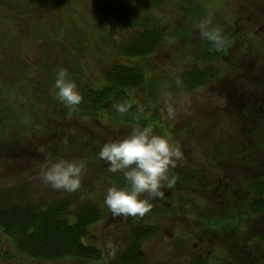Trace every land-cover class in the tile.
<instances>
[{"label": "rangeland", "instance_id": "rangeland-1", "mask_svg": "<svg viewBox=\"0 0 264 264\" xmlns=\"http://www.w3.org/2000/svg\"><path fill=\"white\" fill-rule=\"evenodd\" d=\"M138 2L144 7L137 8ZM18 9L24 13L19 23L12 19ZM131 10L137 11L135 17ZM144 14L149 27H162L165 39L143 60L122 56V47L139 30L131 21ZM201 23L235 41L217 61L204 58ZM112 63L144 68L147 85L134 89V98L152 95L150 116L160 121L154 132L179 145L180 171L207 168L215 139L237 153L250 149L246 171L253 174L251 165L255 177L264 176V0H157L154 5L151 0H0V195L6 205L67 202L72 214L87 205L105 211L86 239L102 250L97 259H34L0 228V264H118L130 230L153 223L158 232L144 241L146 258L139 264L264 263V225L236 226L238 232L221 236L195 226L198 213H207L204 204H226L223 184L231 187L239 181L237 164L228 171L234 157L217 165L218 194L201 188L197 177L196 185L175 182L162 189L163 196L149 197L152 207L142 217L111 214L105 192L123 186L125 178L108 171L98 155L100 145L127 135L136 123L106 119L104 125L86 127L75 112L63 110L53 85L56 72L64 68L78 86L89 80L90 86L100 87ZM193 68L208 71L209 81L187 91L180 85L182 73ZM165 102L174 109L171 118ZM250 103L255 108L243 114ZM60 158L85 163L81 186L74 192L53 189L40 179L42 165ZM203 180L210 186L212 179Z\"/></svg>", "mask_w": 264, "mask_h": 264}, {"label": "trees", "instance_id": "trees-1", "mask_svg": "<svg viewBox=\"0 0 264 264\" xmlns=\"http://www.w3.org/2000/svg\"><path fill=\"white\" fill-rule=\"evenodd\" d=\"M156 1L151 0L153 5L156 4ZM140 6L144 7L143 4L138 2L136 7ZM133 10L130 13H132V17H135L137 11L134 12ZM141 17L133 21L130 20L133 24H139V30L130 40V43L122 47V56L143 60L154 53L165 39V31L161 26L149 27L146 14H144V18ZM152 24L154 25L156 22H152ZM234 43L233 39L225 38L223 47L217 49L210 41L205 39L203 49L205 60H219ZM145 74L144 68L139 64L112 63L105 70V79L100 87L78 86L76 81L82 100L78 105L71 108L64 105L63 110L68 112L70 110L79 116H84L87 113L88 118H92L97 117L98 112L105 109L108 110V113H111L112 120L114 119L116 122L140 123L141 126H151L153 131L160 130V127L155 123L159 121V118L153 116V114L150 116L152 107L149 106L148 101L153 102L150 92L148 97L134 98V89L147 85ZM181 80L180 85H183L185 90L192 91L201 88L209 81L208 71L199 68L189 69L182 73ZM117 103H127L129 105L128 111L124 114L117 113L114 108V104ZM255 104H248V107L243 109L242 113L250 115L252 108H255L253 107ZM1 119L0 117V123ZM212 141H214V144L209 154L210 165L207 168L194 167L184 172L174 168L170 171V175L176 177V184L196 185L193 177L197 176L202 179V183L199 185L201 188L218 194L220 191L217 188L216 179L219 178L217 175L220 173H218L217 165L224 160H229L230 157H234L230 160L228 171L233 170L231 167L234 164H237L240 168L239 181L233 186L230 187L229 182L224 183L220 180L221 184L224 183L227 194L226 204L217 207L204 204L203 212L207 211V213H198L195 226H201L200 229L202 230L209 229L215 234L223 235L233 233V231L238 232L236 226L264 225V176L260 179L255 177L258 176V173L253 170L251 165L249 169L254 175L246 171V167L252 161L249 158L251 157V150H239L237 153L224 140L216 141L213 139ZM94 145L96 144L94 143ZM232 172L231 176L234 175V171ZM202 177L212 179L210 186ZM193 201L196 204V198ZM68 209L69 204L67 202L44 205L35 204L29 200H21V202L13 205H6L5 200L0 195V228L13 239L15 246L20 251L29 254L34 259L54 260L66 257L97 259L100 257L102 250L96 244L87 243L86 239L90 234L91 227L104 218V209L97 205H87L74 212V214L70 213ZM156 210L153 209V211ZM192 214L195 215L194 212ZM135 226L130 230V241L118 264H139L142 262L146 258L145 252L142 250L144 241L158 232V228L154 223ZM258 240L260 241L258 243H262L259 238ZM261 246L264 250V244ZM244 252L246 254V251ZM237 253L241 257L244 256L242 250L237 249ZM202 257L203 260H206L204 256ZM202 259L200 258L198 262L202 263Z\"/></svg>", "mask_w": 264, "mask_h": 264}, {"label": "clouds", "instance_id": "clouds-1", "mask_svg": "<svg viewBox=\"0 0 264 264\" xmlns=\"http://www.w3.org/2000/svg\"><path fill=\"white\" fill-rule=\"evenodd\" d=\"M199 30L201 37L217 49L225 44L219 29L212 30L201 23ZM53 87L56 98L70 108L82 100L77 83L64 68L56 72ZM165 103L167 116L171 118L174 109ZM114 108L117 113L124 114L129 105L117 103ZM98 155L109 172H121L125 178L123 186L113 185L105 192L104 204L114 217L144 216L152 207L149 197H161L164 195L163 188L174 185L176 177L170 175V171L183 161L179 145L155 133L151 126L139 123L133 125L122 138L106 141ZM84 170L83 161L60 158L46 161L39 176L45 185L53 189L74 192L81 186Z\"/></svg>", "mask_w": 264, "mask_h": 264}, {"label": "flooded vegetation", "instance_id": "flooded-vegetation-1", "mask_svg": "<svg viewBox=\"0 0 264 264\" xmlns=\"http://www.w3.org/2000/svg\"><path fill=\"white\" fill-rule=\"evenodd\" d=\"M34 2L36 1V0H33ZM17 7V6H16ZM7 11V10H6ZM22 10H19L18 9V11L16 10V12H12V19H13V21L15 22H21L23 19H24V13H22L21 12ZM17 28H19V27H17ZM14 32V31H13ZM16 48H18V46L16 47ZM27 70H29V69H26V71ZM86 83L87 84H85L86 85V87L87 86H90V81L89 80H86ZM92 87H94V86H92ZM87 90H88V88H87ZM114 114H116V113H114ZM117 115V114H116ZM75 117L79 120V121H81L82 120V124H85V126L86 127H88V125H94V124H99V123H102L103 125H104V123H103V121H105L106 119H109V118H111L112 119V116H111V113H108V110L106 111L105 109H102L100 112H98V116L97 117H92V118H88V116H87V113H86V115H84V116H79L77 113L75 114ZM114 120V119H113ZM117 120V119H116ZM115 122V124L117 123L116 121H114ZM102 145H100V147H101ZM197 176H194L193 177V180H195V178H196ZM145 243V242H144ZM143 246H144V244H143ZM142 246V250L145 252V249H144V247Z\"/></svg>", "mask_w": 264, "mask_h": 264}]
</instances>
